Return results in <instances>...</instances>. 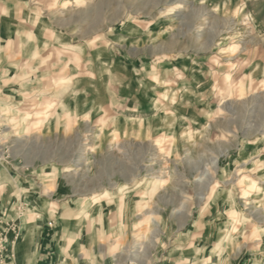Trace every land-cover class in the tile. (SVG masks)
Masks as SVG:
<instances>
[{
  "label": "rangeland",
  "instance_id": "rangeland-1",
  "mask_svg": "<svg viewBox=\"0 0 264 264\" xmlns=\"http://www.w3.org/2000/svg\"><path fill=\"white\" fill-rule=\"evenodd\" d=\"M36 224L54 264H264V0H0V264Z\"/></svg>",
  "mask_w": 264,
  "mask_h": 264
},
{
  "label": "crops",
  "instance_id": "crops-1",
  "mask_svg": "<svg viewBox=\"0 0 264 264\" xmlns=\"http://www.w3.org/2000/svg\"><path fill=\"white\" fill-rule=\"evenodd\" d=\"M51 92L52 93H56L55 95L53 94L54 95L53 96V99H55L56 102L50 103V105L48 107H46V109L49 108V107H51L52 105H54L56 103H57L58 106L59 105H63V103L65 104L66 103V100H67V97L70 94V93L67 94V90H65V89L62 90V91L61 90H58V92H56V91H51ZM63 92H65L64 97L62 98V100H58L59 97L61 96V93H63ZM44 111H45V113L42 114L41 112H44ZM41 112H39L40 114L38 113V118L37 119H41V122H43L44 121V118L48 115V113H46L47 112L46 110H42ZM98 117H102V115L99 114ZM100 120H104L105 121V125L103 126V127H105L106 124H107V121L105 119H103V118L100 119ZM37 123H40V122H37ZM89 144H92V143L90 142ZM89 144H88V146H89ZM84 154H87V151L84 152ZM84 154H82V155H84ZM73 166H71V169H73ZM111 193L113 195H115V196H119L120 195V191L111 192ZM100 196H106V198H107V196H109V195H107L106 192H105V193H102ZM38 226L39 225L36 224L35 226L31 227V230L34 227H37V235H36L37 236V241H36L37 243H36V246L39 244V246L36 247L35 258L33 259L32 264H54L55 263V257H54V255L52 253L53 252V240L52 239H48L46 237V235H44V237H42L41 241H39V236H38V230H39V228H38ZM22 254H23V252H22ZM22 254L19 257V259L23 262L22 264H30L29 263V260L27 258L23 257ZM61 261H63V260L61 259Z\"/></svg>",
  "mask_w": 264,
  "mask_h": 264
},
{
  "label": "bare ground",
  "instance_id": "bare-ground-1",
  "mask_svg": "<svg viewBox=\"0 0 264 264\" xmlns=\"http://www.w3.org/2000/svg\"><path fill=\"white\" fill-rule=\"evenodd\" d=\"M83 0H73L74 5H80L82 3ZM182 11V8L180 7L177 10V14L178 15L180 12ZM65 92L61 93V96L59 97L58 100H62V98L64 97ZM42 114L45 113L41 112ZM40 114V113H39ZM105 125V121L104 120H99L97 122V128H102ZM27 127V122L26 120H22L20 123V129L21 131H23L25 128ZM89 147H92V144H89ZM87 161V154H84L80 157L79 161L77 162L78 165L81 164H85V162ZM165 178L163 176L157 177L153 180H150L147 182L146 184V190L153 192L154 190H157L160 186L165 184ZM261 200L258 201V206H261ZM26 240H27V246L29 247L27 249V252L25 254V257L30 259V261L32 262L33 259L35 258V253H36V234H35V230L31 231L27 236H26ZM89 264V263H88Z\"/></svg>",
  "mask_w": 264,
  "mask_h": 264
}]
</instances>
